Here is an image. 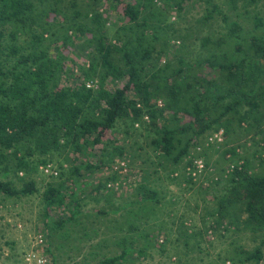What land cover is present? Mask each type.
<instances>
[{
  "label": "trees",
  "instance_id": "trees-1",
  "mask_svg": "<svg viewBox=\"0 0 264 264\" xmlns=\"http://www.w3.org/2000/svg\"><path fill=\"white\" fill-rule=\"evenodd\" d=\"M185 3L205 5L201 26L194 30L196 34L207 30L199 38L204 55L189 62L175 49L179 41L184 47L191 35L171 36L174 30L169 24L171 11L179 17ZM220 4L237 19L251 15V31L238 20L230 21ZM261 13L264 0H0V196L20 199L36 194L33 176L43 174L40 168L47 165L57 169L58 176L50 178L58 182H47L42 192L50 257L55 232L58 242L72 233L87 240L97 234L86 223L90 214L80 208L84 196L96 203L99 198L112 201L116 193L106 185L119 179L112 170L116 159L127 161L130 169H135L131 164L142 166L135 198L126 205L138 206L136 220L144 227L148 213L160 203L149 166L151 175L161 170L175 182L170 175L184 160L187 166L195 157L205 159L202 147L207 138L223 130V138L232 140L225 143L229 148L222 156L235 159L227 165L234 168L225 177L218 175L209 188L197 187L214 205L207 211L204 232L194 233L192 226L188 229L181 223L176 239L182 237L185 248L191 244L201 253L202 242L192 241L196 237L192 234H200L211 245L208 236L215 232L246 231L255 247L237 246L224 260L231 264L263 260ZM215 15L221 16L225 32L215 34L211 29ZM173 38L178 41L170 44ZM87 83L93 86L88 88ZM198 147L199 154L190 153ZM246 149L257 159L258 173L251 170L247 157L239 156ZM183 181L195 185L188 176ZM53 209L65 216L51 220ZM133 221L127 224V234L137 229ZM156 236L157 244L158 238H166ZM123 246L121 257L116 254L100 264L125 262L133 245L125 240Z\"/></svg>",
  "mask_w": 264,
  "mask_h": 264
},
{
  "label": "rangeland",
  "instance_id": "rangeland-1",
  "mask_svg": "<svg viewBox=\"0 0 264 264\" xmlns=\"http://www.w3.org/2000/svg\"><path fill=\"white\" fill-rule=\"evenodd\" d=\"M221 9L223 13H226L227 16H229L230 21L238 20L239 24L243 26L245 31H251V15L249 18H244V16H242L237 19L235 14L227 11L224 5H221ZM204 15L205 5L203 3H185L183 11L179 17L177 15V11H171L169 15V24L171 25L172 30H174L173 33L171 32V36L173 35L176 37L177 34L191 35L190 38H187L184 47L180 48L182 43L179 41L180 46L175 49V51L180 50V53L184 56L187 62L196 60L204 55V49L200 46L199 38L203 37L207 30L205 28L199 29L197 30L199 32L198 34H196L197 32L194 30V28L196 29L201 26L200 21ZM261 15L264 16L263 13H261ZM119 20L120 19L117 17L115 21L117 22ZM114 24L116 23L114 22ZM210 24L211 29L215 32V34L225 32L224 24L221 21L220 15H215L214 19L210 21ZM176 40L177 39L173 38V41H171L170 44L174 43ZM71 58H74V56L72 55ZM237 135L238 134L234 135V138L238 137ZM241 136L239 135V137ZM231 140V138H227L226 140L223 138L224 145L219 147L217 145H213V147L207 148L206 143L202 147L205 148V159L209 164V169L213 171L214 176L222 175L224 177V171H226L227 165L236 161L235 159L230 160L229 155H226L225 157L222 156L223 150L229 148V146L225 145V143L227 141L230 142ZM239 140L240 143L244 141V139L241 138ZM202 152L204 151L202 150L200 153ZM190 153L197 154V151L192 149ZM239 156H245L249 159L252 171L257 173L261 171L258 166L257 159L252 157L250 150L243 151L242 153L239 152ZM205 159L203 158V160ZM186 162L187 161L184 160L183 163L170 175L172 179L176 180L175 182L169 181L166 178V173L161 172V170H158L157 174L151 175L153 166H149L148 173L151 181H153L152 186L155 187L158 192L160 203L152 213H148L149 217L148 220H146L147 224L144 227L140 225V232L141 234L150 233L153 235L147 241L141 240L139 244L134 247L135 249H141L143 256L139 259L136 258V260L127 259L125 264H231L230 261L224 260L227 252L231 254L233 248L237 246L252 250L257 244L251 240V235L248 232L242 231L237 233L232 228H230L229 231L221 232V234L215 232L211 237L208 236L209 234H206L212 244L209 245L205 242L200 243L199 249H201V253L198 252V248L191 244L189 247L185 248L181 239L182 237L179 238V241L173 240L176 234H173L174 226H171L172 219H174L173 223L181 224L186 221L189 224L196 223L198 226V221L201 223L203 221L205 228L207 222L209 221L206 216L207 211L214 207L208 197L198 192V182H195V185L193 184V186L187 185L186 182L183 181L184 177H187L185 172ZM53 164L54 166H57L56 163ZM131 166L135 167L132 172L136 174V178L138 177V180L132 184L130 190L125 188L124 190L116 193L117 199L109 201V203L126 204L135 198L134 195L136 194V187L140 181L138 170L140 169L141 173L143 172L141 164L136 163L135 165L131 164ZM175 174L177 175L175 176ZM21 176L22 175H20V177ZM211 178L212 176L208 174L207 179L209 180ZM33 179L39 189L38 193L22 197L20 199H8L0 196V264H23L22 256L31 248L33 237L39 231L45 235L46 241H49L47 236L48 230L45 225L47 220L45 219L42 192L44 191L47 182L58 181L51 179L40 172L35 174ZM91 181L94 182L96 179L92 178ZM16 185L20 186V183L16 182ZM220 186L221 185H218L216 187L218 191L220 190ZM107 203L108 202H105L104 200L100 201V198L98 203H96L89 196H84L80 210L83 212L86 211V213L90 214L86 219V223L88 224V228L90 230L91 227H94L92 230H97L95 227H98L97 236L95 235L94 237L91 234L90 239H94V242H97L98 240L104 241V243L102 242V244L106 247L104 249V253L106 252V255L111 257L115 255L119 249V247H116V245L113 244L111 239L117 238L119 235L117 234V232L120 233V226L118 227L119 222L124 221V218H127V212L120 213L119 215L107 214L105 216L96 214L97 211L106 210ZM194 206L198 210L195 211ZM54 211L55 209H53L50 215H48L52 218L51 220L65 216V212L63 213L59 211L58 214H54ZM130 215V218L132 219V213H130ZM80 219L85 222L83 217ZM19 225L21 228H19ZM159 227L162 229L161 231L158 230ZM204 228L200 229L201 233L204 232ZM157 232L161 236H166V238L161 237L163 239V244L156 243L155 238H157ZM57 234L58 232H55L52 235L56 236ZM158 245H162V248ZM160 249H163V252H161L162 250ZM185 251L189 253L186 254ZM52 252L54 254L53 250ZM50 258V264H53V257L51 256ZM57 261L59 264H63V261L59 259H57ZM100 261V257L96 256V258L90 261V264H99ZM259 264H264V256L263 260Z\"/></svg>",
  "mask_w": 264,
  "mask_h": 264
},
{
  "label": "crops",
  "instance_id": "crops-1",
  "mask_svg": "<svg viewBox=\"0 0 264 264\" xmlns=\"http://www.w3.org/2000/svg\"><path fill=\"white\" fill-rule=\"evenodd\" d=\"M116 199H117V196L112 195L111 200H116ZM194 210L196 211L198 209L194 206ZM102 211L106 212L109 215H119L120 213L127 212V218L126 219L124 218V221L119 222L118 227L120 226L119 227L120 233L117 232V234L119 235L117 236V238H112L111 240L113 241V244L116 245V247H119L116 253L120 255L119 257H121V254L124 250V246H123L124 241L127 240L128 244L133 245L132 250L129 252V256H127V259L128 260H132V259L136 260V258L139 259L141 256H139L138 254H141L140 252H142V250L139 248L135 249L134 247L137 246L141 240H144V237H142V234L140 232L141 228H140L139 222L138 220H136V219H139L136 216V212H138V206L108 203L106 210H102ZM130 213H132V216H133L132 219L134 220L133 222L135 223V226H137V229L135 227V230L133 232H131L130 234H127V224L129 223V221H131V218H129ZM173 220L174 219H172L171 221V226H174L175 229L173 228V234H176L173 240H177L176 238H178V235H177L176 229L178 228L182 229V226L179 223H173L174 222ZM198 223H199V226L196 223L189 224L187 222L183 223V225L185 224V226L188 227V229H191L189 227L193 225L192 229L194 233L195 232L200 233V229L204 227V224H203L204 222L202 221L201 223L200 221H198ZM95 228H97V230L95 231L98 234V227H95ZM180 233H183V232H180ZM97 234H92V236L95 237V235L97 236ZM187 234L190 235V230L188 231ZM192 235L196 236V237L191 238L192 241H193V238L196 240V242L204 241V239L200 237V234L199 235L192 234ZM54 238L55 236H53L52 240H50L51 251L52 250L54 251V254L53 252H51L53 255V259H52L53 264H59L57 259L63 261L62 262L63 264H72V263L73 264H90V261L96 258V256L100 257L101 259L100 262L110 258V256L106 255V252L104 253V249L106 248L102 244V242L104 243V241L98 240L97 242H94V239L87 240V238L85 239L84 237H81L80 234L78 236L76 233H72L71 237H69L68 239L59 237V242L57 239H54ZM149 239L150 238H148L147 240ZM147 240L145 239V241ZM126 262L127 260L125 262H121L118 264H125Z\"/></svg>",
  "mask_w": 264,
  "mask_h": 264
},
{
  "label": "built area",
  "instance_id": "built-area-1",
  "mask_svg": "<svg viewBox=\"0 0 264 264\" xmlns=\"http://www.w3.org/2000/svg\"><path fill=\"white\" fill-rule=\"evenodd\" d=\"M103 11V10H102ZM173 44V43H172ZM178 44V42L176 43ZM163 61V60H162ZM164 63V61L162 62ZM93 86V83H87V87L90 88ZM159 106H161V103H158ZM144 120H147V116H144ZM135 127H138L136 124ZM223 130H218L214 133H212L206 140V146L220 144L223 142ZM197 152L200 151V147L196 149ZM234 166H228L226 167V171H224V177L232 172V169ZM40 170L42 173L49 177H57L58 171L55 167L52 165H47L45 167H41ZM112 170L117 173L119 176V179L115 182H109L106 187L110 189V191H113L115 193H118L125 188L131 189V186L134 182L138 180V177L136 178V174L132 172L133 169H130V166L127 161L116 159L115 162L112 165ZM186 175L192 179V181L198 182V185H201L203 188H209L212 183L217 181L218 176H214L212 179H207L208 174H214L209 167L205 165V162L200 157L193 158L189 165L186 166ZM177 174H175L176 176ZM19 228L21 226L19 225ZM210 235V231L208 232ZM45 235L39 231L36 233V235L33 237V242L31 248L24 253L22 256V263L23 264H50L51 258L46 252L45 248ZM158 243L163 244V239L158 238Z\"/></svg>",
  "mask_w": 264,
  "mask_h": 264
}]
</instances>
